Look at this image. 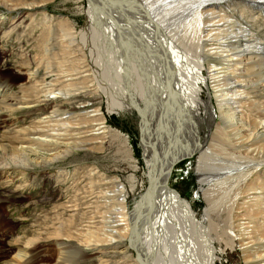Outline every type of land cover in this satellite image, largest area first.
<instances>
[{"label": "bare ground", "instance_id": "obj_1", "mask_svg": "<svg viewBox=\"0 0 264 264\" xmlns=\"http://www.w3.org/2000/svg\"><path fill=\"white\" fill-rule=\"evenodd\" d=\"M164 1L101 0L106 8L114 11L109 15L97 10L98 0H88V26L83 33L71 32L64 22L60 24L61 50L68 51L70 47L79 53V47L85 46L89 39H86L87 33L93 28L94 17L101 19L102 23L107 22L105 28H98L97 35L93 36H97V76L106 78L113 89L123 94L110 93L99 84L97 90L100 88L105 97L108 111H136V119L145 132L151 134L144 136L143 140L151 141L154 137L158 141L153 150H149L150 144H146L143 151L145 164L153 160L156 173L162 171V165L170 160L171 153L188 152L181 138L205 128L215 115L218 119L214 126L211 125L203 152L197 159V168L207 167L198 174L200 183L206 181L204 178L209 179L205 187L199 188L201 193H208V207L202 218L196 216L190 201L182 199L169 185L158 183L155 189L147 186L129 207L125 204L122 187H117L116 194H113L118 204L116 217L111 219L118 220L111 223H118L122 228L109 229L111 235L117 237L115 248L125 240L128 243L126 248L134 252L136 248L137 262L141 264H216L218 254L213 232L226 239L225 247L233 248L238 242L242 251L254 255L248 264H264V33L255 35L250 22L239 21L233 12L231 18L221 13L225 5H232L233 10L239 11V8L264 6V0H217L221 5L215 10L209 6L216 0ZM242 2L246 3L244 7ZM34 6V2L0 0V24L13 12L23 11L24 14L13 21L24 18ZM96 10L97 16L92 12ZM44 17L45 14L40 20L42 23L46 22ZM165 28H169L170 33ZM178 28L180 31H176ZM14 31V28L10 29L7 36L15 34ZM204 31L211 33L205 36ZM207 43L209 49L204 48ZM190 47L197 55L194 59L187 54ZM206 57L218 62L206 66ZM16 67L18 73L26 75L27 83L34 86L33 90L37 91L39 85L40 90L35 94H42L33 97L25 94V98L14 103L11 85L0 78V126L6 113L3 108L9 105L12 112L46 109L41 122H58L59 107L69 96L66 87L76 84L78 77L86 76L82 74L85 69L81 68L74 76L63 71L65 73L54 75L56 77L49 84L42 81L50 74V66L41 75H38V66L20 63ZM21 67L26 71L21 72ZM201 84L207 87L202 100L204 110L197 97ZM22 90L25 89L22 87ZM54 92L60 95L59 103L48 98H44L43 103L38 100L42 95L49 97ZM213 99L215 111L209 106ZM229 116L230 119L235 117L234 124ZM103 123H97L94 130L103 131ZM45 126L27 128L22 139L52 146L55 152H47L50 149L46 148L37 154L33 147H20V154H13L11 163L0 165V177H7L9 169L15 171L21 166L28 169L27 166L44 164L67 155L68 144L59 141L57 135L69 134L49 133ZM35 132H39V136H35ZM75 135L72 134L73 138ZM17 137L19 135L14 139ZM0 150H4L2 146ZM28 155H35L36 160ZM158 157L162 159L158 160ZM147 178L149 180L148 173ZM58 249L57 264L66 263L68 253L77 258L86 251L80 244H67L65 240L59 242ZM16 254L15 263L20 260H24V264L29 262V251Z\"/></svg>", "mask_w": 264, "mask_h": 264}, {"label": "rangeland", "instance_id": "obj_2", "mask_svg": "<svg viewBox=\"0 0 264 264\" xmlns=\"http://www.w3.org/2000/svg\"><path fill=\"white\" fill-rule=\"evenodd\" d=\"M12 1L35 3L29 15L13 21L14 18L24 15L23 11L22 13L13 12L3 21V24H0V78L5 79L11 85L10 93L15 97L14 103L25 98V94L32 95V97L42 94V92L35 94L40 90L39 85L36 87L37 91L33 90L34 86L31 87L27 83L26 75L17 72V64L38 66V75L50 66V74L46 80L42 81L49 82V84L57 73L66 72L69 76H74L78 68L85 69L82 74L86 76L78 77L75 80L76 84L66 87L69 90V96L67 101L60 105L61 108L59 107L62 113H57L56 121L58 122L51 120V122H41L46 115V109L34 112L29 109H18L12 112L10 105L3 108L6 113L0 126V146L4 149L0 150V165L7 166L11 163L13 154H20V147H33L37 150V154L46 151L44 150L46 148L50 149L47 152H55L52 146L48 147L33 140L22 139L23 132L34 126L46 125L44 129L49 133L69 134V136L57 135L59 141L68 144L69 152L63 158L44 164H32L33 166H27L30 167L28 169L22 166L15 171L9 169L10 171H7L10 174L7 177H0V264H12L10 261L15 263L16 253L23 251L31 253L27 258L29 261L27 264H57L55 260L59 250L58 244L62 240H65L67 244L78 243L86 249L78 254L79 262L76 261V256L72 257L73 253H68V261L64 264H138L134 251L129 247L126 248L128 243L125 240L115 248L117 237L112 236L109 229L122 228L121 225H117L118 223H111L118 220L111 219V217H116L115 207L118 205L115 203L117 200L113 194H116V191L122 187L125 193V204L130 206L133 199L143 193L148 186L143 155L146 144L141 143L140 137L151 136V134L145 132L141 123L136 119V111L132 113L108 111L105 97L101 94L100 88L97 90V84H99L110 93L123 94L118 89H113L106 78L97 76L96 35L98 28H105L107 22L104 20L105 23H102L101 19L94 17L93 28L87 33L86 39H89L84 38L86 44L79 47L81 48L79 53L70 47L68 51H63L59 44V30L61 31L62 28L60 24L64 22L66 27L71 28V32L83 33L88 26V0ZM244 3L242 2L243 7ZM218 5L221 4L216 0L209 8L212 7L215 10ZM221 10L226 18H231L230 13L233 12L239 21L250 22L251 31L255 35L264 33L263 5L254 9L239 8V11L233 10L232 5H225ZM92 12L97 16V10ZM43 14H45V23L40 21L43 19ZM12 28L15 34L12 33L8 37L7 33ZM32 28L34 29L31 31ZM165 29L169 32V28ZM176 31H180V28ZM48 32H50L49 36L46 35ZM203 33L206 36L211 32L204 31ZM94 34L96 35L93 38ZM204 48H210L208 43ZM187 54L191 59L197 56L191 47ZM204 60L205 65L218 62L212 60L211 57H206ZM20 69L21 72L26 71L23 67ZM21 86L25 90H22ZM199 91L197 97L201 99L200 106L204 110L202 100L205 99L204 92H207V87L201 84ZM59 96L54 92L49 97L42 95L43 98L39 97L38 100L40 99L39 101L43 103L44 98L45 100L48 98L59 103ZM123 97L125 98L124 95ZM77 104L80 106L76 107ZM209 106L212 110H216L214 99ZM41 107L44 108L45 105L42 104ZM208 112H210V107ZM230 118L229 116L228 119L234 124L235 117ZM60 120L63 123L59 122ZM215 120L217 123L216 115L212 126ZM99 122H104L103 131L94 130ZM204 130L206 129L202 127L197 133L195 132L197 135L188 133L181 138L183 146L189 151L190 146L198 142V137H203ZM72 134H76L74 138ZM16 135L19 137L14 139ZM34 135L39 136V132H35ZM148 148L153 150L149 146ZM62 153L61 155L64 154ZM28 157L33 161L36 160L35 155H28ZM197 159L198 155H194L175 164L168 185L176 190L182 199L190 201L196 216L202 218L204 209L208 207V193L207 191L201 193L199 188L202 185L205 187L209 179L204 178L207 182L200 183L198 174L207 167L196 168ZM204 162L207 163V159ZM117 187L118 189L115 190ZM211 233L216 239L214 243L218 254L216 264H248L254 258V255L242 251L238 242L233 248L225 247L226 239ZM17 263L24 264V260Z\"/></svg>", "mask_w": 264, "mask_h": 264}, {"label": "water", "instance_id": "obj_3", "mask_svg": "<svg viewBox=\"0 0 264 264\" xmlns=\"http://www.w3.org/2000/svg\"><path fill=\"white\" fill-rule=\"evenodd\" d=\"M97 4H98L97 5V10L99 12H102L103 14L104 13L105 14H109V15H113L114 14V11L106 8L101 3V0H98ZM207 123L208 124L205 127L206 130H205V132L203 134V137L202 138L198 137V142H196L187 153H183V154L177 153L176 155L171 153L170 156L168 157V158H170V160L167 161L166 165L165 164L162 165L163 167L161 168L162 171L160 173H156L154 171V162H153V160H152V163L150 162L149 164L146 165V170H147L148 177H149L148 187L153 186V188L155 189L159 185H164V186L168 185L169 177L171 175V172L173 170L174 165L177 164L182 159L191 158L194 155H198L204 149L206 137H207V134L209 133L211 125H213L212 124L213 121H208ZM140 141H141V143L144 142L147 145L150 144L148 146L153 148V149H154L155 144H156V141H155L154 137H153V139H151V141H145V140H143V138L141 136L140 137ZM157 159L161 160L162 158L158 157ZM196 168H197V166H196ZM195 176L197 177L196 171H195ZM158 183H159V185H158ZM134 255H135V257L137 258V261H138L139 260V256L137 255L136 248H135ZM138 264H141V263L138 262Z\"/></svg>", "mask_w": 264, "mask_h": 264}]
</instances>
